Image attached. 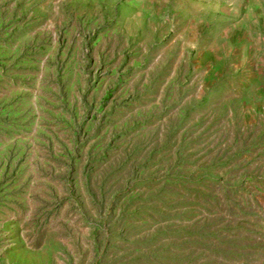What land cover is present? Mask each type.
Masks as SVG:
<instances>
[{"label":"rangeland","instance_id":"rangeland-1","mask_svg":"<svg viewBox=\"0 0 264 264\" xmlns=\"http://www.w3.org/2000/svg\"><path fill=\"white\" fill-rule=\"evenodd\" d=\"M0 264H264V0H0Z\"/></svg>","mask_w":264,"mask_h":264}]
</instances>
